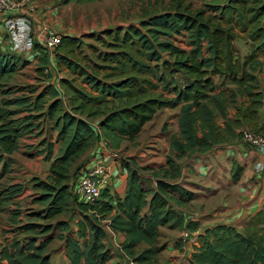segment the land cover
I'll use <instances>...</instances> for the list:
<instances>
[{"label": "trees", "instance_id": "obj_1", "mask_svg": "<svg viewBox=\"0 0 264 264\" xmlns=\"http://www.w3.org/2000/svg\"><path fill=\"white\" fill-rule=\"evenodd\" d=\"M200 1L199 9L178 3L172 10L147 12L127 28L93 33L87 38L94 44L62 35L55 66L68 72L60 80L65 99L52 85L17 96L11 82L29 61L0 51V214L27 189L8 179L22 139L41 137L44 119L57 133L54 141H42L43 149H32L33 157L44 156L50 168L45 179L31 180L34 193L25 221L18 206L9 210L13 235L0 244V264H52L49 249L56 241L68 264H113L107 228L126 237L121 249L129 259L158 264L165 250L161 227L191 233L199 229L198 222L185 225L173 209L172 201L188 203L195 195L171 182L180 174L171 156L165 168L153 172L156 187L151 190L143 184L144 168L127 159L121 160L129 172L124 197L105 190L96 203H83L73 183L85 166L79 159L101 137L121 151L125 142L136 144L146 124L165 108L180 109V134L170 140L177 159L205 153L225 136L262 134L252 128L237 135L235 128L260 122L264 128V0ZM34 50L36 72L46 81L50 54L40 43ZM218 117L228 123L225 130L216 123ZM240 172L239 167L235 180ZM76 212L78 220L67 218ZM197 241L190 264H264V211L243 232L218 225Z\"/></svg>", "mask_w": 264, "mask_h": 264}, {"label": "crops", "instance_id": "obj_2", "mask_svg": "<svg viewBox=\"0 0 264 264\" xmlns=\"http://www.w3.org/2000/svg\"><path fill=\"white\" fill-rule=\"evenodd\" d=\"M38 4H42L41 0H35ZM37 21V17L35 19ZM40 22V21H38ZM37 29L40 28L39 23L36 24ZM45 25V24H43ZM38 42H41V37L38 38ZM239 47L242 44L239 43ZM33 56L38 55V53L33 50ZM31 54V55H32ZM27 56L30 53L26 54ZM28 61V60H27ZM29 64L25 67H28ZM68 72L64 70L59 72L56 68L51 67V74L49 80V85H52L53 89L58 92V97L64 98L63 90L60 86V80L63 77H67ZM262 85H264V80L261 79ZM165 108L162 110H168ZM177 110L176 120L174 121V129L169 128L168 132L154 133L151 137L154 144L162 142L167 145V151L165 153V161L160 162L157 165H146L144 170H141V176L143 180L144 187L148 190L154 189L156 187V181L151 177L154 171H158L161 168H165L166 161L168 157H172L176 161V165L179 167L180 174L179 177L171 180L172 183H176L187 191L194 193V198L188 203H178V201H172L173 209L183 217L184 224L189 222H198L199 229L193 232V237L189 242H184L181 240L182 233L186 230H176L170 229L168 227H161L160 233L161 245L165 247V250L161 252L159 256L158 264H190L189 260L194 252L195 246H198L197 237L202 234L206 229L213 228L218 225H227L238 228V230H246L258 217L261 211H264V155L259 153L258 150L245 143L242 140L241 135L238 137H227L220 144H216L211 150L205 153H193L187 154L184 158L177 159L176 154L172 153L170 150V140L173 135L179 136V118L180 109ZM161 111V110H160ZM158 114V113H157ZM156 114V115H157ZM230 117L233 118V111L230 112ZM43 121V120H42ZM216 123L221 129L225 130L228 123L224 118H217ZM148 124V123H147ZM146 124V125H147ZM168 125V123H167ZM257 128L262 135H264V128L261 122L257 127L254 125L248 126L246 128L239 127L235 128L236 134L241 133L243 129ZM146 127H144V130ZM143 130V131H144ZM54 133V140L57 137V133ZM43 135L39 137L43 138ZM143 132L141 133L138 140H141ZM27 140L37 141L38 138L35 135L25 136ZM22 139L23 142L26 141ZM47 137H45L46 139ZM49 140V138H47ZM53 140V141H54ZM137 140V141H138ZM21 141V146H22ZM136 144H130L125 142L121 151H115L110 148L108 143L104 138H100L98 143L90 149L84 156H82L78 164L79 165H90L93 160L97 158H102L106 161V165L110 170V180L108 187L105 190H109L111 194H117L120 197H124L128 182V169L122 165V158H116L118 153L125 151L129 145L135 147ZM34 144V142L32 143ZM129 144V145H126ZM138 147V146H137ZM31 147L27 155L31 158L33 157ZM21 152V148L17 153ZM16 154L13 155V159ZM115 156V157H114ZM38 157V156H36ZM134 161V160H133ZM49 163V162H48ZM136 164V163H135ZM138 165V164H137ZM241 168L240 177L235 180V174L237 173V168ZM15 167H13V172L10 175L15 174ZM146 173H143V172ZM14 183H23L27 189L29 187V177H23L21 179L10 180ZM27 189L24 193L15 201L16 205H10L7 211L0 214L6 213L8 217V225L11 226L10 220L11 215L9 210H14L17 206L21 209L20 204L28 196ZM104 190V191H105ZM34 193V192H33ZM33 194H31L32 196ZM30 196V197H31ZM22 210V209H21ZM23 211V210H22ZM24 212L22 214V221H25ZM213 214V218H210ZM78 220V219H77ZM4 223V221H1ZM243 222V224H239ZM108 240L107 245L115 256V264H121L120 262H125L124 258L117 257V252L120 255H124L128 261L130 260L122 251L121 244L125 241L126 237L121 234H115L110 229H108ZM12 236L6 237L4 242L10 240ZM0 241V244L4 243ZM63 257L68 264L65 252L63 250ZM162 259H165V263ZM54 258L52 257L51 263H53ZM127 261V263H128ZM163 262V263H162ZM6 264V262H4Z\"/></svg>", "mask_w": 264, "mask_h": 264}, {"label": "rangeland", "instance_id": "obj_3", "mask_svg": "<svg viewBox=\"0 0 264 264\" xmlns=\"http://www.w3.org/2000/svg\"><path fill=\"white\" fill-rule=\"evenodd\" d=\"M41 2V5L36 2L38 5L39 16H37V21L35 20L32 23L31 44L39 43V37H41V42L44 44L45 34L43 27H48L50 30L55 31L61 36L73 35L83 37L85 44H94L95 41L88 40L87 38L91 36V34H99L104 30H112L119 27L127 28L129 25L137 24L147 12L154 13L172 10L178 3H182L183 7L191 5L193 10L202 7L200 0H103L83 4L73 2L68 5L63 4L62 0H41ZM12 15L13 14L6 15L5 17ZM37 23H39V29H37ZM3 26L4 23L2 21L0 23V51L9 50L13 52L14 50L11 46L13 39L7 36ZM16 54L29 61V66L21 68L11 82L12 87L17 90V96H28L31 93L30 90L36 89L39 92L49 85V80L47 79L46 81H43L36 72L38 60L33 56L31 51L29 56L24 53L20 54L19 52ZM20 89H23L22 92ZM177 112V110L171 109H168L167 111H159L153 120L145 126L146 129L143 131L141 140L137 141L138 147L126 144L129 146L125 148V151L118 153L119 155L116 158L120 159L121 157V159L134 160L141 168L150 165V163H153L151 165H157L160 164V162L165 161V153L167 151L166 142L165 144L162 142L154 144L151 137L156 132H161L163 135V133L168 132L169 128L174 129L173 124L176 120L175 113ZM165 123H168V125L163 129ZM42 126L43 131L45 132L43 138H38L37 141L24 138L26 141H22L21 152L16 153L14 157L15 174L8 177L10 180L29 177L30 185L27 189L28 196L23 202H21L22 204H20L23 212H27L28 209H30L29 207H31L30 196L34 192L33 189H31V180L34 177L45 179L50 168V163L45 161L44 156L31 158L27 155V152H29L31 147H35V150L43 149L44 146H41V143L45 140V137L49 138V140L51 139V141L54 140V133L51 132L50 121L44 119ZM33 142L34 144H32ZM86 166L87 165L83 166V168H86ZM35 208L37 207L35 206ZM74 216L75 214H71L68 217L67 215L65 217H70V219L74 218L75 220L80 217L78 212H76V216ZM24 218H26L25 215ZM210 218H213V214ZM6 220L8 221V217L7 214L4 213L0 218V241L2 242H4L6 237H11L13 235V227L8 225ZM1 221H4V223ZM239 224H243V222H239ZM243 231L244 230L241 232ZM49 251L51 260L52 257L54 258L52 264H66V260L63 257V245L60 242L56 241L53 243V245L50 246ZM116 254L117 257L125 259V262H120L121 264H130L124 255H119L118 252ZM114 259L115 258L112 259L113 264L116 263ZM162 260L165 263V259Z\"/></svg>", "mask_w": 264, "mask_h": 264}, {"label": "built area", "instance_id": "obj_4", "mask_svg": "<svg viewBox=\"0 0 264 264\" xmlns=\"http://www.w3.org/2000/svg\"><path fill=\"white\" fill-rule=\"evenodd\" d=\"M7 16L6 15H11ZM39 16L38 5L34 0H0V23L3 21V29L7 35L13 39L11 44L14 53H30L34 50L31 44L32 23ZM45 34L44 45L50 54L51 66L45 71L51 74V67H55V52L61 42V35L48 27H43ZM242 140L264 155V135L251 131H245ZM115 157V156H114ZM118 157V155H116ZM110 180V170L106 161L97 158L90 165L83 168L76 176L73 183L75 193L81 202L94 204L99 201L104 190L108 187ZM193 234L189 231L182 233L181 240L189 242ZM130 264H140L134 260H129Z\"/></svg>", "mask_w": 264, "mask_h": 264}]
</instances>
